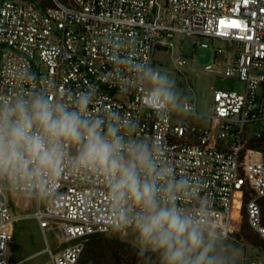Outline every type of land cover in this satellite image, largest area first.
<instances>
[{
  "label": "built area",
  "instance_id": "1",
  "mask_svg": "<svg viewBox=\"0 0 264 264\" xmlns=\"http://www.w3.org/2000/svg\"><path fill=\"white\" fill-rule=\"evenodd\" d=\"M52 2L43 7L33 0H0V96L49 82L68 98L93 88L97 97L91 112H118L136 122L137 135L159 142L178 176L195 181L193 197L208 204L214 228L228 233L237 194L247 190L249 225L264 239V152L253 147L264 145V0ZM179 35L225 43V75L245 88L215 89L211 112L178 121L176 115L142 110L143 89L121 92L109 77L111 52L113 59L126 55L128 64L144 62L158 70L154 50L172 49ZM106 36L114 39L111 50L104 47ZM175 62L182 66L187 60L176 55ZM187 98L198 108L195 99ZM56 191L55 199L38 198L32 214L14 210L15 192H0V264H19L4 231L26 218H36L44 230L57 225L63 232L68 245L57 252L48 246L47 264H77L93 235L110 232L107 198L96 176L65 174Z\"/></svg>",
  "mask_w": 264,
  "mask_h": 264
},
{
  "label": "clouds",
  "instance_id": "2",
  "mask_svg": "<svg viewBox=\"0 0 264 264\" xmlns=\"http://www.w3.org/2000/svg\"><path fill=\"white\" fill-rule=\"evenodd\" d=\"M113 42L106 36L104 47ZM110 59L109 82L121 92L142 88V110L199 115L166 71L128 64L126 55L113 59L111 52ZM96 97L93 88L61 96L51 82L0 96V192L51 200L63 175H94L107 198L110 233L131 244L140 264L150 257L156 264H240L238 247L213 227L208 204L193 197L195 181L178 176L162 145L137 135L134 120L115 111L93 114Z\"/></svg>",
  "mask_w": 264,
  "mask_h": 264
},
{
  "label": "rangeland",
  "instance_id": "3",
  "mask_svg": "<svg viewBox=\"0 0 264 264\" xmlns=\"http://www.w3.org/2000/svg\"><path fill=\"white\" fill-rule=\"evenodd\" d=\"M207 43L204 47L201 44ZM173 48L156 49L153 52L154 66L158 71H166L175 81L176 86L183 90L187 97L196 100L200 113L211 112L213 107V93L215 89L243 91V82L228 78L225 75L227 61V46L221 41H212L209 37H202L199 42L179 35L173 40ZM222 48L223 52H219ZM182 55L187 62L179 66L175 56ZM214 66L213 70L206 69ZM177 120L182 117L177 116ZM264 157V156H263ZM38 198L23 192L11 194L12 207L17 213L32 214L38 209ZM226 234L225 231L221 230ZM5 234L12 238L13 260L19 264H44L49 262V255L45 249L50 246L54 252L68 245L63 241V232L55 225L44 230L36 218H26L20 222L10 224ZM105 235H113L110 232ZM239 249L240 264H264V252L245 240H240L232 233L226 234Z\"/></svg>",
  "mask_w": 264,
  "mask_h": 264
},
{
  "label": "trees",
  "instance_id": "4",
  "mask_svg": "<svg viewBox=\"0 0 264 264\" xmlns=\"http://www.w3.org/2000/svg\"><path fill=\"white\" fill-rule=\"evenodd\" d=\"M46 7L53 4L52 0H33ZM67 1V0H62ZM254 148L264 152V145L256 143ZM250 195L247 190L239 191L235 199L231 215L232 233L240 240H245L264 252V239H262L249 225L247 203ZM264 215V199L261 201ZM229 230V231H230ZM108 234V233H106ZM77 264H140L135 249L127 241L117 236L96 234L87 242L85 249ZM143 264H156L154 257L145 258Z\"/></svg>",
  "mask_w": 264,
  "mask_h": 264
}]
</instances>
